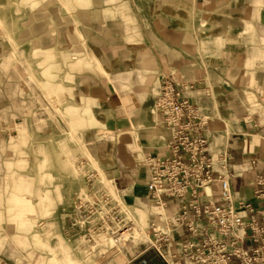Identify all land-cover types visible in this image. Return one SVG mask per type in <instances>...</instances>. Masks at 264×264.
Here are the masks:
<instances>
[{
	"label": "crops",
	"instance_id": "0c3cea01",
	"mask_svg": "<svg viewBox=\"0 0 264 264\" xmlns=\"http://www.w3.org/2000/svg\"><path fill=\"white\" fill-rule=\"evenodd\" d=\"M123 1L132 14L135 45L120 38L127 25L119 16L80 30L85 52L66 43V36L63 46L56 45L54 33L43 38L46 47L56 42L39 57L46 72L58 75L54 93L50 99L43 87L31 84L21 96L9 77L0 116L9 109L15 119L1 130L18 136L24 126L18 120L35 111L55 115L64 129L91 121L97 182L105 179L109 189L104 188L130 206L151 207L147 161L169 154V136L152 102L166 80L195 84L186 96L209 120V151L230 157L235 197L253 201L255 180L264 173V0ZM10 50L0 36V68ZM53 53L50 61L46 55ZM74 63L86 72L67 79ZM27 257L13 236H0V264H28Z\"/></svg>",
	"mask_w": 264,
	"mask_h": 264
},
{
	"label": "rangeland",
	"instance_id": "374dc122",
	"mask_svg": "<svg viewBox=\"0 0 264 264\" xmlns=\"http://www.w3.org/2000/svg\"><path fill=\"white\" fill-rule=\"evenodd\" d=\"M126 6L123 0H0V36L11 44L0 68V94H6L10 77L15 93L25 95L26 86L32 84L43 87L51 99L58 75L46 72L47 66L40 64L39 57L56 43L48 47L41 43L52 33L59 37L56 45L63 46L66 36V43L84 51L87 40L80 30L97 26L100 21H115L119 16L127 25L125 30L120 29V38H128L129 47L135 45L137 34L129 28L132 14ZM85 11L92 14L86 15ZM46 57L55 61L56 55ZM85 72L82 64L74 63L66 78L74 79L75 73ZM3 101L8 102L7 97ZM5 112L0 116V236H13L27 251L28 264H101L99 252L79 237L75 227L80 205L95 195L88 180L89 174L98 171L91 154L92 122L64 129L55 115L35 111L18 120L24 126L18 136L11 137L1 126L9 129L15 116L9 114V109ZM95 182L98 190L109 189L105 179ZM116 199L136 221L134 240L124 246L127 256L135 260L143 254L134 264H164L156 251L146 253V234L151 233L154 210ZM139 211L150 216L144 231Z\"/></svg>",
	"mask_w": 264,
	"mask_h": 264
},
{
	"label": "built area",
	"instance_id": "2783aa9c",
	"mask_svg": "<svg viewBox=\"0 0 264 264\" xmlns=\"http://www.w3.org/2000/svg\"><path fill=\"white\" fill-rule=\"evenodd\" d=\"M161 88L152 113L162 117L169 154L147 161L154 211L146 253L156 251L164 264H264V173L255 180L253 201L236 198L230 157L209 151V120L186 96L196 85L166 80ZM95 179L89 174L95 195L80 205L76 232L99 252L101 264H134L143 254L134 260L124 246L134 240L136 221Z\"/></svg>",
	"mask_w": 264,
	"mask_h": 264
},
{
	"label": "bare ground",
	"instance_id": "6f19581e",
	"mask_svg": "<svg viewBox=\"0 0 264 264\" xmlns=\"http://www.w3.org/2000/svg\"><path fill=\"white\" fill-rule=\"evenodd\" d=\"M138 213H139L138 215L140 217V224L143 227V231H144V229H146L148 226L150 216L143 211H139ZM144 235H145V233H144ZM146 237L149 238V235L146 234Z\"/></svg>",
	"mask_w": 264,
	"mask_h": 264
}]
</instances>
